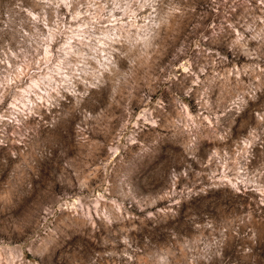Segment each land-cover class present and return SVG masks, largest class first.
<instances>
[{
  "label": "rangeland",
  "instance_id": "obj_1",
  "mask_svg": "<svg viewBox=\"0 0 264 264\" xmlns=\"http://www.w3.org/2000/svg\"><path fill=\"white\" fill-rule=\"evenodd\" d=\"M0 264H264V0H0Z\"/></svg>",
  "mask_w": 264,
  "mask_h": 264
}]
</instances>
